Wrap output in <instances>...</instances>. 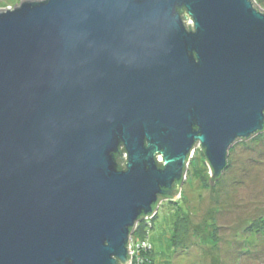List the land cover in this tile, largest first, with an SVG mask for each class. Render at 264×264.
<instances>
[{
  "label": "water",
  "instance_id": "obj_1",
  "mask_svg": "<svg viewBox=\"0 0 264 264\" xmlns=\"http://www.w3.org/2000/svg\"><path fill=\"white\" fill-rule=\"evenodd\" d=\"M263 130L254 0L0 9V264H130L136 221L179 194L193 149L213 185Z\"/></svg>",
  "mask_w": 264,
  "mask_h": 264
},
{
  "label": "rangeland",
  "instance_id": "obj_2",
  "mask_svg": "<svg viewBox=\"0 0 264 264\" xmlns=\"http://www.w3.org/2000/svg\"><path fill=\"white\" fill-rule=\"evenodd\" d=\"M22 1L0 0V9ZM211 175L198 145L175 199L136 221L130 264H264V130L234 143L213 185Z\"/></svg>",
  "mask_w": 264,
  "mask_h": 264
},
{
  "label": "trees",
  "instance_id": "obj_3",
  "mask_svg": "<svg viewBox=\"0 0 264 264\" xmlns=\"http://www.w3.org/2000/svg\"><path fill=\"white\" fill-rule=\"evenodd\" d=\"M184 15H187V11L184 9V11L182 12V16ZM188 29L191 30L193 29V26H189L188 25ZM125 147L122 145L120 146V149H119V152L116 154V162L118 164V169L122 170V169H126V161L124 159V154H125ZM160 166H162V163H159ZM184 183V179H182L181 182L179 183H176L175 184V188L177 189V191L179 192V190L181 189L182 185ZM165 200H169V202L172 200H170L169 198H167V196H162V195H159L158 197V201L153 205V208H154V211H157V209L160 207V205L163 203V201ZM139 233H144L145 230H144V226L141 225L140 226V229L138 230Z\"/></svg>",
  "mask_w": 264,
  "mask_h": 264
},
{
  "label": "built area",
  "instance_id": "obj_4",
  "mask_svg": "<svg viewBox=\"0 0 264 264\" xmlns=\"http://www.w3.org/2000/svg\"><path fill=\"white\" fill-rule=\"evenodd\" d=\"M127 159V153H125V160ZM154 214H156V213H154Z\"/></svg>",
  "mask_w": 264,
  "mask_h": 264
},
{
  "label": "flooded vegetation",
  "instance_id": "obj_5",
  "mask_svg": "<svg viewBox=\"0 0 264 264\" xmlns=\"http://www.w3.org/2000/svg\"><path fill=\"white\" fill-rule=\"evenodd\" d=\"M167 198H169V199L171 200V199H173V196H171V197H168V196H167Z\"/></svg>",
  "mask_w": 264,
  "mask_h": 264
},
{
  "label": "clouds",
  "instance_id": "obj_6",
  "mask_svg": "<svg viewBox=\"0 0 264 264\" xmlns=\"http://www.w3.org/2000/svg\"><path fill=\"white\" fill-rule=\"evenodd\" d=\"M158 213V210L156 211V214Z\"/></svg>",
  "mask_w": 264,
  "mask_h": 264
}]
</instances>
